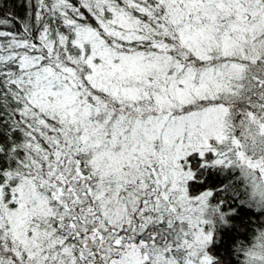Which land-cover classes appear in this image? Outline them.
<instances>
[{"label": "snow or ice", "instance_id": "1", "mask_svg": "<svg viewBox=\"0 0 264 264\" xmlns=\"http://www.w3.org/2000/svg\"><path fill=\"white\" fill-rule=\"evenodd\" d=\"M0 264H264V0H0Z\"/></svg>", "mask_w": 264, "mask_h": 264}, {"label": "trees", "instance_id": "2", "mask_svg": "<svg viewBox=\"0 0 264 264\" xmlns=\"http://www.w3.org/2000/svg\"><path fill=\"white\" fill-rule=\"evenodd\" d=\"M17 2V0H8V4L11 6V5H14L15 3ZM13 11H18V9H15L13 8L12 9Z\"/></svg>", "mask_w": 264, "mask_h": 264}]
</instances>
